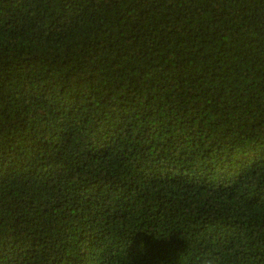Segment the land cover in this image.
<instances>
[{
  "label": "trees",
  "instance_id": "16d2710c",
  "mask_svg": "<svg viewBox=\"0 0 264 264\" xmlns=\"http://www.w3.org/2000/svg\"><path fill=\"white\" fill-rule=\"evenodd\" d=\"M0 264H264V0H0Z\"/></svg>",
  "mask_w": 264,
  "mask_h": 264
}]
</instances>
